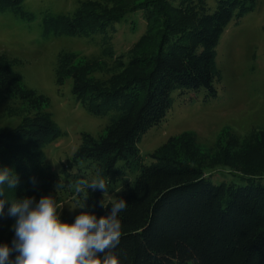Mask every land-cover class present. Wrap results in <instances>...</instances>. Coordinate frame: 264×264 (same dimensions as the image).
Wrapping results in <instances>:
<instances>
[{"label":"trees","instance_id":"trees-1","mask_svg":"<svg viewBox=\"0 0 264 264\" xmlns=\"http://www.w3.org/2000/svg\"><path fill=\"white\" fill-rule=\"evenodd\" d=\"M214 1L211 13L207 0H82L71 15L44 17L46 37L102 35L98 57L60 53L55 81L63 86L71 79L72 94L84 109L110 116L102 135L81 134L79 147L63 165L67 175L76 170L89 182L101 174L105 194L73 192V181L53 172L45 148L63 132L47 111L50 99L27 88L13 69L19 62L0 54V102L8 103L7 117L21 119L14 128H0V168L11 169L19 181L14 189L5 186L0 244L11 245L15 236L16 217L8 214L14 199L38 201L51 194L60 205L70 198L80 211L87 204L102 216L122 197L128 206L119 214L122 236L115 252L120 264H264V131L238 152L229 151L236 141L228 130L225 145L218 138L213 165L236 169L244 185L213 183L203 162L205 149L193 132L171 137L149 155L150 165L139 149L142 136L171 109L175 91L205 89L207 98L217 96L221 36L234 17L255 8L256 0ZM23 2L0 0V13L32 19ZM135 11L142 12L146 31L118 55L115 26ZM59 183L63 187L56 190Z\"/></svg>","mask_w":264,"mask_h":264},{"label":"rangeland","instance_id":"rangeland-1","mask_svg":"<svg viewBox=\"0 0 264 264\" xmlns=\"http://www.w3.org/2000/svg\"><path fill=\"white\" fill-rule=\"evenodd\" d=\"M82 0H24L23 9L33 14L25 19L10 12L0 13V54L19 63L13 67L24 85L50 99L48 112L63 135L45 148L46 159L53 170L73 181L83 179V173L66 174L63 165L72 158L80 145L81 134L102 135L110 116L90 114L72 94V80L63 86L55 81V67L62 52H74L98 57L102 49V35L48 36L43 33L47 14L71 15ZM209 11L216 8L214 0H207ZM113 46L118 55L125 54L146 31L141 11L127 13L115 26ZM217 67L221 78L215 82L217 96L207 98L205 89L175 91L173 105L161 123L145 133L139 143L141 156L150 165L149 157L171 137L185 132L196 134L203 152V162L209 169L213 183L222 181L244 185L229 166H214L218 144L225 145L230 132L235 144L230 152H238L254 134L264 131V0H256L255 8L225 28L217 47ZM98 77H104L97 74ZM8 103L0 102V128H14L21 119L5 115ZM222 136L218 143V138ZM214 166V167H213ZM233 169V170H231ZM234 171V172H233ZM90 174V171H87ZM87 178V177H86ZM120 191L117 192V195ZM114 199V196H108ZM80 207L66 198L60 207L61 219L79 214Z\"/></svg>","mask_w":264,"mask_h":264},{"label":"clouds","instance_id":"clouds-1","mask_svg":"<svg viewBox=\"0 0 264 264\" xmlns=\"http://www.w3.org/2000/svg\"><path fill=\"white\" fill-rule=\"evenodd\" d=\"M18 182L11 169L0 168V213L8 202L5 186L14 189ZM55 187L57 190L63 185ZM74 187L77 192L107 191L105 178L99 173L90 182L76 181ZM100 203L108 207L104 200ZM110 205L106 215L97 216L83 204L81 209L87 210L79 211L74 222H66L61 219V205L54 195H45L38 201L35 197L12 200L8 214L16 217L15 236L11 245L0 244V264H120L115 252L122 236L119 214L126 210L128 202L119 197Z\"/></svg>","mask_w":264,"mask_h":264}]
</instances>
